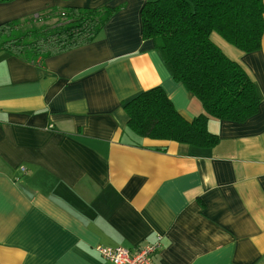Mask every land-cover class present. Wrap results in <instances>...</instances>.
I'll return each mask as SVG.
<instances>
[{
    "label": "crops",
    "instance_id": "crops-1",
    "mask_svg": "<svg viewBox=\"0 0 264 264\" xmlns=\"http://www.w3.org/2000/svg\"><path fill=\"white\" fill-rule=\"evenodd\" d=\"M147 1H0V24L115 9L94 40L48 58L0 50V264H111L97 246L158 235L155 264H264V34L250 53L210 35L254 83L253 116L210 118L209 148L140 138L123 103L141 91L161 87L187 121L202 112L142 39Z\"/></svg>",
    "mask_w": 264,
    "mask_h": 264
},
{
    "label": "trees",
    "instance_id": "trees-1",
    "mask_svg": "<svg viewBox=\"0 0 264 264\" xmlns=\"http://www.w3.org/2000/svg\"><path fill=\"white\" fill-rule=\"evenodd\" d=\"M114 11L71 8L2 23L0 50L31 62L48 58L94 40ZM39 17L57 21L32 25ZM140 18L142 39L152 41L172 78L200 102L202 112L187 121L164 90L154 87L124 101L128 132L209 148L218 141L208 131L210 118L239 123L257 112L260 97L254 83L210 35L217 33L245 53L258 51L264 0H151L142 6Z\"/></svg>",
    "mask_w": 264,
    "mask_h": 264
},
{
    "label": "built area",
    "instance_id": "built-area-1",
    "mask_svg": "<svg viewBox=\"0 0 264 264\" xmlns=\"http://www.w3.org/2000/svg\"><path fill=\"white\" fill-rule=\"evenodd\" d=\"M61 15L63 16V13ZM162 239V236L158 235L153 243L135 249L99 245L96 251L102 259L111 264H155L153 257L161 248Z\"/></svg>",
    "mask_w": 264,
    "mask_h": 264
},
{
    "label": "rangeland",
    "instance_id": "rangeland-1",
    "mask_svg": "<svg viewBox=\"0 0 264 264\" xmlns=\"http://www.w3.org/2000/svg\"><path fill=\"white\" fill-rule=\"evenodd\" d=\"M31 18H34V19H35L36 17L34 16V17H31ZM34 19H32V20H34ZM38 22H39V21H38ZM32 23H33L32 25H34V24H38L36 20L32 21ZM39 24H40V22H39ZM39 24H38V25H39ZM28 26H29V25H28Z\"/></svg>",
    "mask_w": 264,
    "mask_h": 264
}]
</instances>
